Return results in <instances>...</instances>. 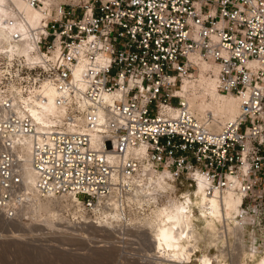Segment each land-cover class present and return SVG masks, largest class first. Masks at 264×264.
<instances>
[{
  "label": "built area",
  "instance_id": "built-area-1",
  "mask_svg": "<svg viewBox=\"0 0 264 264\" xmlns=\"http://www.w3.org/2000/svg\"><path fill=\"white\" fill-rule=\"evenodd\" d=\"M0 49V216L30 202L26 145L41 197L62 200L75 224L149 212L206 180L240 197L239 236L264 249V0H23ZM239 112L215 129L178 89L198 62ZM53 91L55 115L32 109ZM161 183L165 189L159 187ZM72 212H76L73 219ZM81 221V222H78ZM238 244L237 236H228ZM248 261L251 262V257Z\"/></svg>",
  "mask_w": 264,
  "mask_h": 264
},
{
  "label": "rangeland",
  "instance_id": "rangeland-1",
  "mask_svg": "<svg viewBox=\"0 0 264 264\" xmlns=\"http://www.w3.org/2000/svg\"><path fill=\"white\" fill-rule=\"evenodd\" d=\"M9 2L11 6L19 4V0ZM197 75L198 68L192 78ZM187 192L192 197L189 191L184 193ZM171 200L177 201L175 198L168 199ZM167 202L155 207L161 209ZM63 204L65 203L61 200L51 207L49 213H36L30 202L16 221L6 223L0 219V264L172 263L166 256H162L161 251H153L151 248L152 226L160 222L152 212L132 215L123 223L117 217H99L94 221L84 218L83 222L86 224H75L63 212L66 209L62 207ZM194 213L199 219L196 222L199 239L192 243L195 246H191L192 258L188 264H199L198 258L203 254L212 258V264H258L264 258V249L258 256H250L243 249L236 214L228 220L217 222L214 232H210L204 231L206 223L199 211L194 209ZM75 215H72L73 219ZM228 236H237L240 242L231 243ZM247 256L252 258L251 262Z\"/></svg>",
  "mask_w": 264,
  "mask_h": 264
},
{
  "label": "bare ground",
  "instance_id": "bare-ground-1",
  "mask_svg": "<svg viewBox=\"0 0 264 264\" xmlns=\"http://www.w3.org/2000/svg\"><path fill=\"white\" fill-rule=\"evenodd\" d=\"M9 1L10 0H0V49L7 45L5 23L6 20H10L14 16V9L17 8L25 12L29 19L35 20L38 17V12L25 6L23 0H19V4L16 6H11ZM217 72L218 68L212 62L207 60L198 62L197 79L192 77L183 79L178 89V95L186 99L189 107L199 118L203 119L205 116L211 114L212 123L215 129L218 130L225 122L232 120L238 114L239 102L233 95H225L217 92L215 83ZM44 94H46L47 100L41 105V108L39 110L32 109V114L39 123L46 122L50 116H54L56 112L52 89H46ZM23 156V180L25 190L34 206V211L36 213L48 211L49 213L50 209L52 210L51 207L61 200L41 197L36 192L34 189V174L29 163L28 145H26ZM205 186V178L199 177L196 190L191 192L192 197L187 192L183 194V200H171L168 201L163 208L158 209L155 207V209L151 210V208L149 211L158 217L160 221L159 223L157 222L158 224L156 223V226H152L153 242L151 241V243L153 244H151V248L153 251H161V253H163L162 256H166L170 263L188 264L192 258L190 252L193 248L191 246H195L192 245V243H195L196 240L199 239L198 226H196V222L199 221V219L195 216L194 209H197L201 218L205 219L204 221L206 224L205 227H203L204 231L207 230L210 232H214L217 222L228 220L233 214L238 213L240 197L231 189H226L224 193L214 192L212 195H207L204 192ZM159 187L165 189L161 183H159ZM67 205L68 204H63L62 207L66 208ZM74 214H76V212H72V215ZM133 216L139 215L134 214ZM99 217H117L119 220L120 216L118 213L113 212L109 215L104 214V216H98L96 218ZM0 219L8 223L16 221L17 218L10 220L0 216ZM83 219L84 218L81 220ZM190 247L191 249L189 250ZM198 262L199 264H212V258L203 254L198 258ZM258 264H264V258H262Z\"/></svg>",
  "mask_w": 264,
  "mask_h": 264
}]
</instances>
